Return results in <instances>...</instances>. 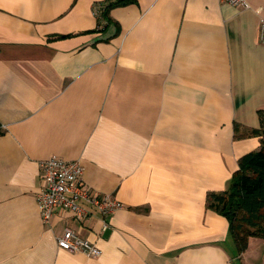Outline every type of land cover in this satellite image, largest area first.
<instances>
[{"label": "crops", "instance_id": "crops-1", "mask_svg": "<svg viewBox=\"0 0 264 264\" xmlns=\"http://www.w3.org/2000/svg\"><path fill=\"white\" fill-rule=\"evenodd\" d=\"M0 0V264H264L238 255L228 220L206 206L262 136L264 0ZM95 30V32H92ZM79 160L122 207L103 221L57 210L44 223L40 163ZM69 228L99 247L60 249Z\"/></svg>", "mask_w": 264, "mask_h": 264}, {"label": "built area", "instance_id": "built-area-1", "mask_svg": "<svg viewBox=\"0 0 264 264\" xmlns=\"http://www.w3.org/2000/svg\"><path fill=\"white\" fill-rule=\"evenodd\" d=\"M240 9H248V0H219ZM102 4L94 5L96 15L100 14ZM259 41L264 46V18L260 21ZM41 186L37 193V203L44 223H50L57 210L68 212L78 221H84L96 212L106 227V219L122 205L111 195L103 194L89 186L84 180V167L79 160L66 161L51 157L40 163ZM84 203L88 204L85 206ZM60 249L71 253H82L89 258H97L101 251L96 243L78 235L67 228L57 238Z\"/></svg>", "mask_w": 264, "mask_h": 264}, {"label": "trees", "instance_id": "trees-1", "mask_svg": "<svg viewBox=\"0 0 264 264\" xmlns=\"http://www.w3.org/2000/svg\"><path fill=\"white\" fill-rule=\"evenodd\" d=\"M136 0H105L101 13L97 15V31L106 24L114 23L109 16L110 10L119 6L135 3ZM92 32H95L93 30ZM260 127L244 129L235 125L236 138L262 136V145L258 151L243 155L238 161V169L232 175L226 190L207 194L208 209L225 217L230 225V234L236 245L238 255L248 248L253 237L264 240V112L258 111ZM3 130L0 126V134Z\"/></svg>", "mask_w": 264, "mask_h": 264}, {"label": "rangeland", "instance_id": "rangeland-1", "mask_svg": "<svg viewBox=\"0 0 264 264\" xmlns=\"http://www.w3.org/2000/svg\"><path fill=\"white\" fill-rule=\"evenodd\" d=\"M84 205H85V206H88V204H87V203H86V204L84 203Z\"/></svg>", "mask_w": 264, "mask_h": 264}]
</instances>
